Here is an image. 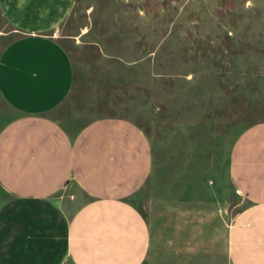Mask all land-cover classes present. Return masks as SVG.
<instances>
[{"label":"rangeland","instance_id":"374dc122","mask_svg":"<svg viewBox=\"0 0 264 264\" xmlns=\"http://www.w3.org/2000/svg\"><path fill=\"white\" fill-rule=\"evenodd\" d=\"M17 1L57 0H0V52L27 32L8 13ZM60 1L57 27L42 32L58 35L74 80L50 115L71 133L128 119L153 150L150 176L129 198L151 233L143 264H232L228 231L248 202L229 156L264 121V0ZM60 195L74 208L88 199L74 185ZM6 197L0 187V204Z\"/></svg>","mask_w":264,"mask_h":264},{"label":"crops","instance_id":"0c3cea01","mask_svg":"<svg viewBox=\"0 0 264 264\" xmlns=\"http://www.w3.org/2000/svg\"><path fill=\"white\" fill-rule=\"evenodd\" d=\"M65 3L17 1L8 9L27 32L0 52V187L7 194L0 264H143L151 233L129 198L152 170L145 133L112 116L71 133L50 115L68 95L74 68L58 35L42 30L57 27ZM228 168L248 202L228 231L229 260L264 264V121L239 135ZM71 185L88 197L77 208L56 196Z\"/></svg>","mask_w":264,"mask_h":264}]
</instances>
